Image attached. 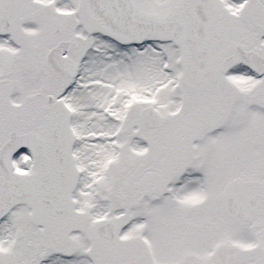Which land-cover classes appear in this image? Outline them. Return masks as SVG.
<instances>
[{"label":"snow or ice","instance_id":"6c2138e0","mask_svg":"<svg viewBox=\"0 0 264 264\" xmlns=\"http://www.w3.org/2000/svg\"><path fill=\"white\" fill-rule=\"evenodd\" d=\"M0 264H264V0H0Z\"/></svg>","mask_w":264,"mask_h":264}]
</instances>
